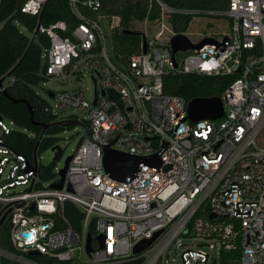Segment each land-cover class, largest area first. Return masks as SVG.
<instances>
[{
    "label": "built area",
    "instance_id": "built-area-1",
    "mask_svg": "<svg viewBox=\"0 0 264 264\" xmlns=\"http://www.w3.org/2000/svg\"><path fill=\"white\" fill-rule=\"evenodd\" d=\"M45 1L25 0L19 10L36 15ZM155 1L160 16L152 22L158 30L149 32L146 17L140 51L122 62L109 56L100 24L106 19L112 32L119 17L100 14V0H68L77 23L67 34L63 20L37 24L36 30L48 38L42 49L46 79L82 80L72 90L48 91L53 103L45 100L38 114L56 122H80L82 140L61 187H51L60 180L59 169L48 177L38 173L44 166L40 153L28 156L12 148L9 137L19 127L0 113V217L7 212L4 221L15 248H0V257L49 264L29 257L28 252L37 251L52 264H87L73 257L78 249L89 264L134 258L141 259L139 264H264V0H229L221 9ZM176 15L226 19L229 30L215 43L191 49L179 62L170 48L176 32L164 24ZM177 73L237 74L220 97L222 115L188 119V101L163 90V77ZM86 74L92 81L91 100L85 95ZM109 89L119 99L111 98ZM64 108L83 110L85 122L75 116L57 118ZM105 146L141 157L157 154L161 164L141 162L133 176L117 180L104 169ZM66 202L81 211V231L66 215ZM157 232L146 249L133 253L137 243Z\"/></svg>",
    "mask_w": 264,
    "mask_h": 264
},
{
    "label": "trees",
    "instance_id": "trees-1",
    "mask_svg": "<svg viewBox=\"0 0 264 264\" xmlns=\"http://www.w3.org/2000/svg\"><path fill=\"white\" fill-rule=\"evenodd\" d=\"M99 13L106 16H118L119 27L111 32V51L115 61H126L132 54L140 51L143 32L132 29V21H150L159 18L160 9L155 0L151 6L149 0H100ZM170 6L186 8H212L221 9L228 5L229 0H162ZM95 16L94 13H91ZM56 20L66 22L68 31L77 23V18L70 10L68 0H46L38 14L32 15L21 12L16 8V0H2L0 5V79L11 78L9 84H3L0 90V113L11 119L19 127L9 137V145L18 152L31 156L34 151L41 152L56 143L53 134L62 127L56 121L42 117L38 114L39 108L44 104L34 87L41 81L47 80L44 76L45 68L42 59V49L48 45L45 34L36 30L38 23L49 25ZM191 19L186 16H173L172 29L176 33L186 31ZM24 30H22V29ZM237 74L228 76L205 75L201 73L167 74L163 77L164 93L181 96L189 101L197 97H221L225 89L237 77ZM3 80V82H4ZM22 99L21 101H15ZM28 106L33 109L31 115ZM40 124H32V119ZM47 120V121H46ZM51 121V122H50ZM47 122V123H46ZM48 126H47V125ZM43 125L47 128L44 129ZM25 128L35 134L28 137ZM42 135V136H41ZM39 136H41L40 140ZM38 173L43 177L51 174V166H43ZM66 215L73 228L81 231V211L71 202L65 203ZM9 222L6 219L0 225V248L14 251L9 238ZM94 233V222L88 230ZM30 258L40 262L52 264L54 261L44 255H29ZM140 258L124 260L117 264H139ZM0 264H20L0 257ZM59 264H70L60 262Z\"/></svg>",
    "mask_w": 264,
    "mask_h": 264
},
{
    "label": "rangeland",
    "instance_id": "rangeland-1",
    "mask_svg": "<svg viewBox=\"0 0 264 264\" xmlns=\"http://www.w3.org/2000/svg\"><path fill=\"white\" fill-rule=\"evenodd\" d=\"M148 30L149 32L152 31L154 34L157 30V26H153L154 23L151 21H148ZM113 24L117 23L116 19H113ZM100 24L102 26V29L105 34V47L107 49V52L111 58H113V54L111 51V31L109 30L107 26V20L101 19ZM165 26L167 28H172L171 23L166 21ZM153 26V27H151ZM130 27L135 30H139L141 32L145 31V21H132L130 23ZM22 29V28H21ZM24 30V29H22ZM229 30V22L226 19H216L212 17H199V18H193L188 27L186 28V35L189 37L191 41H198L204 36H213V38H216L217 40H220L223 35L228 32ZM166 34V32H165ZM164 34V35H165ZM192 50L188 49L185 51H177L176 59L177 61L181 62L182 59L191 53ZM11 80V78H6L3 82L4 85H7L8 82ZM83 83L86 86L85 89V95L86 97L91 100L93 95V87H92V81L88 74H86L83 78ZM82 86V80H74L71 82L62 81L60 79H57L56 77L49 78L45 81H41L37 86L34 87L36 93L46 100L49 103H53L50 96L48 95V91H61V90H72L78 87ZM75 116L78 120L81 122H85L86 119V112L80 109H74V108H67V109H60L57 112V118H67ZM83 129L81 124H74V125H66L63 126L59 131L56 133H53V137L55 138V141L57 145L60 146L62 149L61 155L58 159H53L54 152L51 150V147H48L40 152L39 154V161L41 164L48 166H51L52 172H57L58 169H60L64 165L65 158L72 154L78 139L82 135ZM66 139H69L66 141ZM203 250L210 252L211 250L208 247H202ZM176 252L178 254L179 248L176 247ZM214 252V249L213 251ZM73 257L77 261V263L88 262V258L81 254V252L78 249H75L73 252Z\"/></svg>",
    "mask_w": 264,
    "mask_h": 264
},
{
    "label": "water",
    "instance_id": "water-1",
    "mask_svg": "<svg viewBox=\"0 0 264 264\" xmlns=\"http://www.w3.org/2000/svg\"><path fill=\"white\" fill-rule=\"evenodd\" d=\"M25 0H16V8L20 9L23 5ZM216 40L211 36H205L200 41L193 43L189 37L184 33H176L170 38V48L171 52L174 58V55L177 51H185L188 49H199L205 44H211L215 43ZM146 48L145 39H143V50ZM240 71V68L237 70V72ZM3 78L0 79V85L3 82ZM109 96L113 99H119V94L112 89L108 90ZM52 92H48V95L52 96ZM22 99H16L15 101H21ZM119 104H121V101H118ZM29 111L31 115H33V109L31 106H28ZM223 113V102L220 97H197L194 99H191L187 103V117L191 121H197L202 118H218ZM32 124L37 125L40 124L36 120H33L32 116ZM57 123L60 126H66V125H74V124H80V122L72 119H63L60 121H57ZM43 128H46V125H43ZM90 130H88L87 134L90 135ZM82 137H80L76 143V147L81 142ZM56 149L54 152L53 159H58L61 155V149L59 145H54L51 147V150ZM71 154L68 155L64 160V165L59 169L58 174L60 175V180L56 183L51 184V187L60 188L62 181L65 176V172L68 166V163L71 159ZM103 166L106 172L109 173V175L117 180H123L127 176H133L134 173L138 170V165L141 162L150 164V165H156L159 166L161 164V161L157 154H153L146 157L141 156H135L130 155L128 153L120 152L115 149H112L108 146L104 147L103 151V157H102ZM168 166H164V168H167ZM33 207L31 206L27 211H32ZM7 212L3 213L0 217V225L4 222V219L6 217ZM158 234L155 233V235L152 238L143 239L139 243H137L134 246L133 253L139 254L144 249H146L149 244L152 242V240L155 238V236ZM30 234H27L29 236ZM95 239L98 242L102 241L101 235H96ZM92 234L90 232L86 235V251L89 254L92 250ZM29 255H39L37 251H30L28 252Z\"/></svg>",
    "mask_w": 264,
    "mask_h": 264
}]
</instances>
